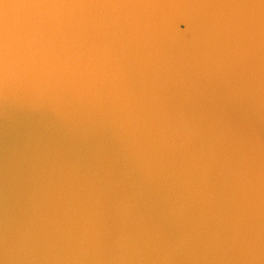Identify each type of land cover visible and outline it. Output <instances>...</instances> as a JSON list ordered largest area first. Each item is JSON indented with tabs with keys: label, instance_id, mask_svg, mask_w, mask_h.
Segmentation results:
<instances>
[{
	"label": "water",
	"instance_id": "1",
	"mask_svg": "<svg viewBox=\"0 0 264 264\" xmlns=\"http://www.w3.org/2000/svg\"><path fill=\"white\" fill-rule=\"evenodd\" d=\"M0 264H264V0H0Z\"/></svg>",
	"mask_w": 264,
	"mask_h": 264
},
{
	"label": "snow or ice",
	"instance_id": "2",
	"mask_svg": "<svg viewBox=\"0 0 264 264\" xmlns=\"http://www.w3.org/2000/svg\"><path fill=\"white\" fill-rule=\"evenodd\" d=\"M181 19H182V18H180V17H176V18L172 21L171 26H172L173 28L179 27L180 31H183L185 27H184V24L180 22Z\"/></svg>",
	"mask_w": 264,
	"mask_h": 264
}]
</instances>
